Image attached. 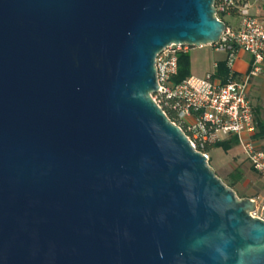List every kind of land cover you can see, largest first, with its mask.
I'll list each match as a JSON object with an SVG mask.
<instances>
[{
	"label": "water",
	"instance_id": "95a60500",
	"mask_svg": "<svg viewBox=\"0 0 264 264\" xmlns=\"http://www.w3.org/2000/svg\"><path fill=\"white\" fill-rule=\"evenodd\" d=\"M214 0H0V264H264V221L153 100Z\"/></svg>",
	"mask_w": 264,
	"mask_h": 264
},
{
	"label": "built area",
	"instance_id": "2783aa9c",
	"mask_svg": "<svg viewBox=\"0 0 264 264\" xmlns=\"http://www.w3.org/2000/svg\"><path fill=\"white\" fill-rule=\"evenodd\" d=\"M239 26L226 30L213 47L225 52L229 76L224 83L214 77V72L203 78L190 76L175 84L178 74V55L188 53L187 45H171L165 48L155 60L158 90L152 95L161 108L172 102L177 125L185 133L192 147L209 160L208 148L214 144L235 137L245 160L254 174L264 181V146H258L254 139L257 131L255 110L248 96V85L252 77L258 76L264 65V15H253L251 7L264 0H239ZM236 0H214L217 13L229 14ZM218 18V17H217ZM219 19V18H218ZM220 20V19H219ZM243 50L252 56L247 74L239 77L234 71L238 52ZM217 65H215V69ZM251 213L264 221V197Z\"/></svg>",
	"mask_w": 264,
	"mask_h": 264
},
{
	"label": "rangeland",
	"instance_id": "374dc122",
	"mask_svg": "<svg viewBox=\"0 0 264 264\" xmlns=\"http://www.w3.org/2000/svg\"><path fill=\"white\" fill-rule=\"evenodd\" d=\"M189 56L191 76L203 78L206 73L214 71V60L220 55L208 46L190 48ZM260 117H263V114H260ZM208 165L228 188L231 174L237 169L240 170L243 174L242 179L230 189L240 200L249 198L261 202L264 197V181L253 173L239 145L228 153L221 149H212L209 152Z\"/></svg>",
	"mask_w": 264,
	"mask_h": 264
},
{
	"label": "trees",
	"instance_id": "16d2710c",
	"mask_svg": "<svg viewBox=\"0 0 264 264\" xmlns=\"http://www.w3.org/2000/svg\"><path fill=\"white\" fill-rule=\"evenodd\" d=\"M242 5V1L236 0L235 6L231 8L229 14L226 13H217V17L223 21L228 28L235 29V26L232 23V18L239 17L238 16V7ZM191 76L190 73V56L188 53H180L178 55V74L173 78V82L175 84L181 83L183 80L187 79ZM229 76V70L226 65V60L217 63V68L214 72V77L220 79L222 82H226ZM173 103L168 102L163 104L161 109L166 114V116L170 119L171 122H176L175 120V113L173 112L172 108ZM255 110V109H254ZM259 110H255V121L257 126V131L254 136L255 140L263 141L264 142V118L259 116ZM238 140L235 137H230L226 140L220 141L210 148L208 151L210 152L212 149H221L225 153L233 150L236 146H238ZM264 146V145H263ZM242 172L240 170H235L233 174H231V181L229 184L230 188H233L241 179H242Z\"/></svg>",
	"mask_w": 264,
	"mask_h": 264
},
{
	"label": "crops",
	"instance_id": "0c3cea01",
	"mask_svg": "<svg viewBox=\"0 0 264 264\" xmlns=\"http://www.w3.org/2000/svg\"><path fill=\"white\" fill-rule=\"evenodd\" d=\"M251 3H253L252 0H250ZM251 13L253 15H264V4L263 3H254L252 4L251 7ZM232 23L235 26V28L237 29L239 26V17L236 18H232ZM203 47H208V46H203ZM212 47L214 49V52L217 53L218 55H220L219 57H217L214 60V68L215 65H217V63L225 61L227 58V55L225 52H221L219 50H216L213 46H209ZM201 48V47H199ZM252 62V56L243 51L240 50L238 52V58L235 62L234 65V71L236 72V74L239 77L244 76L245 74L248 73L249 69H250V65ZM216 69H214L213 72H215ZM211 72V73H213ZM210 73V72H209ZM209 73H206L205 76ZM248 96L250 98V101L253 105V108L255 110H259V116L260 114H263L264 118V65H263V69L262 72L256 76V77H252L250 79L249 85H248ZM256 144L258 146H263L264 142L263 141H256Z\"/></svg>",
	"mask_w": 264,
	"mask_h": 264
}]
</instances>
